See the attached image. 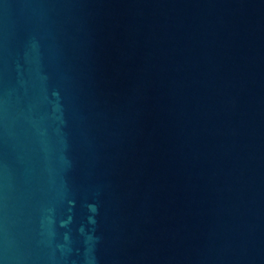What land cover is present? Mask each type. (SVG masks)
I'll list each match as a JSON object with an SVG mask.
<instances>
[{"label":"water","instance_id":"1","mask_svg":"<svg viewBox=\"0 0 264 264\" xmlns=\"http://www.w3.org/2000/svg\"><path fill=\"white\" fill-rule=\"evenodd\" d=\"M0 264H264V0H0Z\"/></svg>","mask_w":264,"mask_h":264}]
</instances>
